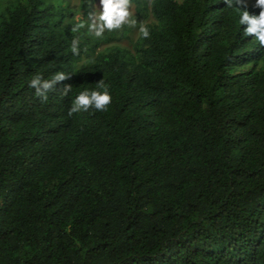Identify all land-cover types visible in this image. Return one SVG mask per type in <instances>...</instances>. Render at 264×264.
<instances>
[{"label": "trees", "instance_id": "1", "mask_svg": "<svg viewBox=\"0 0 264 264\" xmlns=\"http://www.w3.org/2000/svg\"><path fill=\"white\" fill-rule=\"evenodd\" d=\"M244 10L151 0L127 48L107 24L90 43L68 0L0 4V264H264V47ZM57 73L42 101L31 79ZM100 81L108 109L69 116Z\"/></svg>", "mask_w": 264, "mask_h": 264}, {"label": "clouds", "instance_id": "2", "mask_svg": "<svg viewBox=\"0 0 264 264\" xmlns=\"http://www.w3.org/2000/svg\"><path fill=\"white\" fill-rule=\"evenodd\" d=\"M126 2L127 0H121L120 3L113 5L111 0H106L107 14L104 16V19L107 21L108 28L118 26L121 21H123L127 13L122 10V6ZM237 2L245 8L239 20L240 24L246 26L244 29L245 35L253 37L261 47H264V0H255V4L253 6L259 9L258 14L250 13L246 9L245 0H237ZM226 3L231 5V0H226ZM73 30L75 31V29ZM141 31L145 37L149 35L146 29L142 28ZM96 34L100 35V32H97ZM72 51L74 53L78 51L75 40L72 43ZM65 78L66 77L63 73H57L50 80L43 79L40 75H36L31 79L29 87L36 90V95L40 97L42 101H47V93L53 89V85L57 81L63 80ZM98 88L103 89V91L85 90L80 92L73 100L72 106L68 111V115L72 116L73 114L80 111L87 112L89 109H94L99 112L106 111L112 103L113 97L103 81L99 82ZM71 90V85L65 86L62 91V95L67 96Z\"/></svg>", "mask_w": 264, "mask_h": 264}, {"label": "rangeland", "instance_id": "3", "mask_svg": "<svg viewBox=\"0 0 264 264\" xmlns=\"http://www.w3.org/2000/svg\"><path fill=\"white\" fill-rule=\"evenodd\" d=\"M6 0H0V4H4ZM70 7L76 13L72 18V21L77 23L81 28H88L89 40L93 43L96 38H104L105 36L98 29L99 26L107 24L104 16L107 14V3L106 0H68ZM112 4L115 5L120 3L121 0H111ZM142 9L141 11L136 10V6L133 2L128 1L123 4L122 10L127 13L123 21L117 26V34L114 32L113 36L120 34V38L115 43L121 44L127 48H131L132 45L139 39L141 26L148 22L153 21V17L150 11L151 0H141ZM251 4H255V0H248ZM108 28V27H107ZM109 29V28H108ZM111 31V30H108ZM100 32V35L96 33ZM110 45L107 42H103L100 46Z\"/></svg>", "mask_w": 264, "mask_h": 264}]
</instances>
